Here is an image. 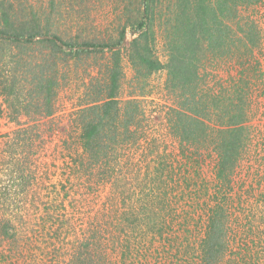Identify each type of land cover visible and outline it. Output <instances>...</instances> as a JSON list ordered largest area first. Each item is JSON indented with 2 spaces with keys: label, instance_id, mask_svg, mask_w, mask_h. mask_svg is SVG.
<instances>
[{
  "label": "rangeland",
  "instance_id": "1",
  "mask_svg": "<svg viewBox=\"0 0 264 264\" xmlns=\"http://www.w3.org/2000/svg\"><path fill=\"white\" fill-rule=\"evenodd\" d=\"M11 1L21 17L15 20L10 15V21H17L14 27L0 12V31L16 34L24 30L33 33V37L26 42L0 35V157L4 160L0 165V186L8 185L11 195H17L16 201L22 207L15 210L23 220L30 225L40 223L42 212L25 208L50 203L43 192L54 195L56 191V201L62 205L59 219L74 226L67 238L89 240L92 237L84 235V225L109 222L108 233L102 234L110 235L104 264H139L140 256L150 255L151 264H168L165 259L154 261L158 251H173L170 246L181 243L184 254L188 242L190 251L185 258L190 262L176 264H190L201 251L199 242L206 224L203 210L214 202L228 208V218L223 220L237 236L248 231L254 237L257 225L264 233V0H245L230 10L229 17H222L215 6L209 15L213 38L198 43L182 41L183 31L176 26L182 24L181 20L206 14L204 0H146V37L135 31L147 14L144 0ZM18 20L27 21L20 25ZM223 24H228V39L220 35L225 32ZM52 35L76 46L90 43L109 47L61 50L53 42L44 41ZM144 41L150 50L148 58L159 63L155 69L140 60V44ZM223 41L220 47L218 44ZM185 43L194 47L195 54L181 57L182 49L176 51L172 47L182 48ZM249 44H254L252 53L245 47ZM185 56H190L189 61ZM195 62L197 77L192 75L191 80L183 81L187 68ZM2 79L5 80L1 83ZM240 80L246 81L242 99L234 91L242 83ZM111 85L115 87L119 110L115 119L119 126L118 143L112 154H117L120 162L113 163L110 158L111 165L105 169L98 163L90 165L93 159L80 149L79 135L81 111L92 104L100 106ZM48 86L53 90L51 94L46 91ZM49 108L50 114L46 113ZM129 113L135 114L131 122L127 121ZM123 124H128L127 129ZM185 125L187 132L183 131ZM228 127L232 133L219 135L218 129ZM18 128L27 129L20 138L31 137L33 145L23 151L22 146L6 150L14 151L13 157L31 153L33 161L26 162L25 172L41 175L46 190L30 185L21 193L20 188H15L17 185L8 184L10 176L17 177L20 162L6 161L3 142L6 134L14 137ZM129 130H134L133 137L127 136ZM221 138L227 143L230 160V169L225 170L224 176L218 175L215 147ZM131 160L138 163L137 168L130 166ZM162 164H167V169L156 181L159 186L155 190L159 189L152 201L158 203L161 196L167 198L171 213L179 214L174 220L159 209L161 203L153 212L142 208L141 202L146 200L145 193H150L147 189L153 182L146 184ZM110 166L114 167L113 172ZM122 190L124 200L119 193ZM132 210L140 214L133 216ZM154 212L163 215L164 227L152 225ZM189 212L194 214L188 223L178 226L181 217L187 220ZM252 219L254 223L250 222ZM68 234L63 232L62 236ZM124 241L136 242V258L125 251L126 246L117 247ZM146 249L154 252L143 254Z\"/></svg>",
  "mask_w": 264,
  "mask_h": 264
},
{
  "label": "trees",
  "instance_id": "2",
  "mask_svg": "<svg viewBox=\"0 0 264 264\" xmlns=\"http://www.w3.org/2000/svg\"><path fill=\"white\" fill-rule=\"evenodd\" d=\"M243 2L245 3L246 1L217 0L215 3H213L212 0L202 1L204 5V10L208 12V15L206 12V14L199 15L198 19L188 18L187 21L181 20L182 24L176 26L177 29L183 31V34L181 33L182 34L181 40L184 42L195 41L197 43L204 39L207 41L211 40L213 38L214 28L210 22L212 21L211 20L212 17L209 16L210 11L211 10L214 11L215 6H217L218 10L217 9L216 10L220 12L222 17H229L230 10L234 9L239 3L241 4ZM144 4H145V11L147 12L148 4L146 0H144ZM185 9L187 8L185 7L184 10ZM0 12L2 14L1 16L6 18V20H9L10 15H13L15 20H17L18 17H21L19 16L16 9L13 7L11 0L0 1ZM18 21L20 25H23V23H25L24 21L27 20H18ZM147 21H148V12L145 15V17H143V19H141L137 23L135 27L136 28L135 31L141 32L140 36L146 37L147 33L146 31H144V29L148 28ZM16 22L10 21L11 23L10 25L11 26L17 25ZM246 22L250 24L253 23L250 20H246ZM223 28H225V32L223 33V31H221L220 35L223 34L224 38H227L228 36L227 28H229L228 24H223ZM32 34L33 33L24 30L18 31L16 32V34H12L6 30L0 31V35H6V37L9 40H18V41L25 40L26 42H30L32 40L33 37ZM123 34L124 31L121 32L119 43H121L122 41ZM228 38H230V36ZM45 40L53 42V44L58 46L61 50H64L62 47L64 48L67 47L71 51L74 50L82 51L86 49L88 50L89 48H96L102 50L105 47H109L107 44H90V43H82L76 46L70 42L63 41L59 36L56 35H52L51 37L45 38L44 41ZM223 44L224 41L223 43L220 42L218 45L220 47H223ZM75 46L76 49H73V47ZM253 46L254 44L251 45L249 44L248 46L245 47H248L247 51L249 53H252ZM172 47L176 49V51H180L182 49V52H179L180 56L184 55L185 53H187V55L188 53L195 54L194 47L192 48V46L187 43L183 44L182 48L177 47V45H172ZM139 53H140L141 61H145L152 69L158 67L159 63H157L156 60L148 58L150 54V50L148 49L147 41H144V43L140 44ZM185 57H187L189 61L190 56H185ZM192 59L194 58L192 57ZM16 62L19 61L17 60ZM242 62L245 64L247 61L246 59H244V61ZM178 63H180V61H177L176 64L178 69H181ZM196 66H197L196 62L193 63L191 66L189 65L185 77L182 78L184 79L183 81L191 80L192 75L197 77ZM4 80L5 79H2L1 83ZM240 81L242 82V80ZM245 83L246 81L239 83L237 85L238 88H235L236 90H234L239 99H242L243 85ZM227 87L229 88V86ZM114 88L115 87L111 85V89L106 100L100 106H98L97 104H92L88 108H85L81 111V114L83 115L82 116L83 122L81 124L82 130L79 135L81 139L80 149H82L83 152L87 153V155H90V157L93 159L90 162V165L92 164L96 165L98 163L104 165L105 169H107V166L109 168V164L112 161L110 158L114 159L113 163H115L119 159L117 157V154H112L116 150L114 149L115 148L114 144H116V142L118 143V128H119L117 122L115 123V119H117V114L119 113V110L114 99V92H113ZM46 91L49 94L53 92L52 88L50 87L47 88ZM51 112L52 110L50 108L46 110V113L48 114H50ZM242 114L243 111H241L240 115L242 116ZM127 117L128 120L127 119L126 120L128 122H131L135 119V114L129 113ZM127 121H125V123H128ZM124 124L123 126H125V128L127 129L128 124L126 125ZM230 128L231 127H228L226 129L220 128L217 131L219 135H224L226 133H232L233 129ZM188 130L189 128H186L185 125L183 131L187 132ZM23 132L26 133L27 129L18 128L14 130V134L16 136L14 135L13 137L11 134H6L5 137L6 140L3 142V146L5 149L2 148V151H4L7 155V156H3L4 158L5 157L7 158L6 161L20 162L16 168V173H18L17 177L10 176L7 180L8 184L10 186L17 185V187L15 188H20L22 190L21 193L25 191L26 188L30 185H34L35 189H37L38 186L41 189V191L44 189L46 190L47 185L46 186L44 184L42 185L43 179L41 175L40 177L35 176L34 174H32V171L30 170L25 172L26 170L25 167L27 164L26 162L32 159L30 158L31 153L26 151L23 154L17 155L19 158H16L17 156L16 157L12 156V153H14V151L8 152V150H6L7 148H12V147L17 150L18 149L17 147L22 146L21 151H23L24 149L28 148V146L33 145L34 141L31 140V137H28V139L20 138V135H24ZM110 132L112 133L109 135ZM129 132L130 135L127 136L135 135L134 130H129ZM109 140L113 142L109 143ZM215 147L216 149H218L217 150V156H218L217 165L219 170L218 175L223 174L224 176L225 170L230 169L228 168L229 167L228 162L230 163V160L226 150L227 143L224 142V140L221 138L220 141L215 144ZM32 161L33 159L31 160V162ZM3 162L4 160L0 157V165L3 164ZM118 162H120V160H118L117 163ZM129 163H131L130 166L132 167H136L135 165L138 164L132 160ZM169 164L172 165V161H169ZM166 165L167 164L165 165L162 164L160 168H156V170L153 173V179L149 183H147V181L145 180L147 183L146 186H149L148 184H150L151 182L153 183L152 185H150V189H147L149 191L151 190L150 193H145L146 200L142 201L141 203L142 205H144L142 206L144 211H151V212L155 211L152 209H154L158 203H161V208L159 209H164L166 214L171 215V219L174 220L179 216V214H177V212L175 213L174 211H172L171 213V206L168 205L166 202L168 201L167 198L165 197L163 198L162 196L161 197L159 196L160 198H158V203L156 201H152L154 197L153 196L154 192L157 189H159L157 188L155 190V187L159 186V184L156 181L157 179H161L163 174H165L164 170L167 169L165 167ZM113 168L114 167L111 168L110 166L112 172H113ZM167 174L168 172H166V175ZM168 175L169 177H171L170 172ZM172 179H173V175H172ZM7 187L0 186V264H104V261L106 260V256H107V253L105 252L104 249L106 248L109 242L110 235H108L107 237L102 234L105 232L108 233L109 228L107 227V223L109 224V222L98 225L95 224L94 226L82 225L83 226L82 231L84 232V235L85 236L88 235L89 237H92L89 240H85V239L80 240L79 238L77 239L67 238L69 236L68 233L74 230V226L72 225V223L63 222L62 219H59L60 214H58L59 213L58 210L62 209V205L56 201L57 200L56 191L54 195H51L50 191L43 192L44 193L43 196L50 199V203H48V201H45V202H41V205L33 204L31 207L25 208L28 209V211L29 209L31 210L38 209L42 212V214L39 216L41 222L40 223L35 222L32 225H30L27 220H23L22 216L17 214L18 211L15 209L16 208L19 209L22 206H20L16 201L17 195L15 196L11 195V189ZM123 192H124L123 190L119 192L121 193L122 197H123ZM138 192H140V188ZM31 194L35 196L34 193ZM114 194L117 193L114 192ZM138 195L140 196V193ZM156 195L157 192H155V196ZM40 199L41 198L39 197V201ZM137 200L138 199L136 198L135 201ZM13 209L15 211H13ZM203 211H204L203 215H205L206 217V224L204 227L203 236L199 242L200 243L199 246H201L200 249L201 251L198 254H196L194 258L191 259L193 261L190 264H264V241H263L264 233L262 232V230L258 228V225L255 226L257 227L256 228L257 231H255L254 237L252 236L251 233H248V231L244 235L237 236L233 228H231V230L229 231V228L226 224L227 222H224L223 220L224 218H228V214H229L228 208L226 206H224L220 202H214L212 205L208 206V208H205ZM134 212L135 211L132 210V214ZM138 213L135 212L133 216L136 215L137 217ZM192 214H194V212L193 213L189 212V215L187 216V220L181 217L182 219L179 220L177 225L181 226L184 223H188V220L190 219ZM255 217L257 218V215ZM251 221L254 223V219L250 220V222ZM152 223H153L152 225L162 228L164 227V223L166 222L163 218V215L155 214V220ZM105 225L106 227H104ZM63 232L68 235L62 236ZM91 234L92 236H90ZM94 236L96 237V239H94ZM153 237L154 234L152 235V239ZM186 238L188 239V236ZM167 241H170V239L167 238ZM189 241L191 242V240ZM180 244L177 243V245H175V243H173L170 246L173 249V251L170 250L166 251L165 248H163L164 251H158L159 248H155L154 251H158V253L155 256L154 261L157 262L158 259L159 260L165 259L164 262H168V264H176V262L178 263L182 261L186 262L188 260L190 262L189 258H185V256L187 257V254L190 251L189 242L187 243V246L184 247V254L181 251ZM120 245L121 248L123 246H126L127 250L125 251L129 253L132 257L134 255L137 256L139 254L136 253L135 251V247L137 246L136 242L131 244H128L127 242H125L124 244L117 243V247H119ZM93 249L94 250L98 249V250H96V252H93L94 251ZM150 249H153L152 245ZM148 252L152 254V252L149 251L148 249H146L143 254ZM161 252H165V253L163 254ZM143 258L140 256L139 264H151L150 259L153 257L150 255L148 258L146 256H143ZM131 262L132 263L129 264H134L133 261Z\"/></svg>",
  "mask_w": 264,
  "mask_h": 264
}]
</instances>
